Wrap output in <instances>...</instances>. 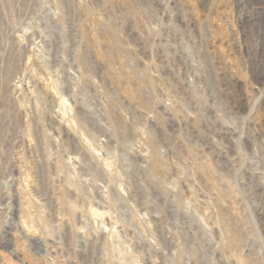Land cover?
Here are the masks:
<instances>
[{"label":"rangeland","instance_id":"1","mask_svg":"<svg viewBox=\"0 0 264 264\" xmlns=\"http://www.w3.org/2000/svg\"><path fill=\"white\" fill-rule=\"evenodd\" d=\"M0 264H264V0H0Z\"/></svg>","mask_w":264,"mask_h":264},{"label":"bare ground","instance_id":"2","mask_svg":"<svg viewBox=\"0 0 264 264\" xmlns=\"http://www.w3.org/2000/svg\"><path fill=\"white\" fill-rule=\"evenodd\" d=\"M12 249H13V248H12ZM12 249H11V250H12Z\"/></svg>","mask_w":264,"mask_h":264}]
</instances>
